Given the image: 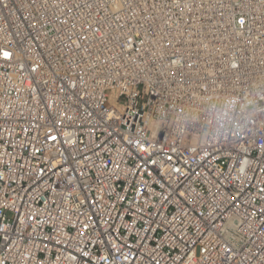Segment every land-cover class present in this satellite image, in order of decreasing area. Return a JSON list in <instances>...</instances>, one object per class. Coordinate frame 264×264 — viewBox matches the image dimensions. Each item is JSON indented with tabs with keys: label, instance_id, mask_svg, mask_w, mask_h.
I'll list each match as a JSON object with an SVG mask.
<instances>
[{
	"label": "built area",
	"instance_id": "obj_1",
	"mask_svg": "<svg viewBox=\"0 0 264 264\" xmlns=\"http://www.w3.org/2000/svg\"><path fill=\"white\" fill-rule=\"evenodd\" d=\"M0 264H264V0H0Z\"/></svg>",
	"mask_w": 264,
	"mask_h": 264
}]
</instances>
